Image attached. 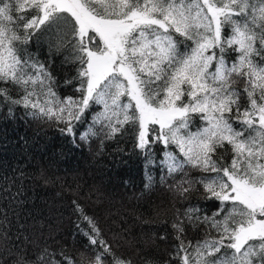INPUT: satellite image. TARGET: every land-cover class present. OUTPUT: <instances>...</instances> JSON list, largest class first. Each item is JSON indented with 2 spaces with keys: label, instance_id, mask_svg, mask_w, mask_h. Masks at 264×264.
Segmentation results:
<instances>
[{
  "label": "snow or ice",
  "instance_id": "1",
  "mask_svg": "<svg viewBox=\"0 0 264 264\" xmlns=\"http://www.w3.org/2000/svg\"><path fill=\"white\" fill-rule=\"evenodd\" d=\"M18 111L97 155L132 139L173 201L141 264H264V0H0V120ZM23 179L0 186V264H135L77 199L82 248L30 233Z\"/></svg>",
  "mask_w": 264,
  "mask_h": 264
},
{
  "label": "trees",
  "instance_id": "2",
  "mask_svg": "<svg viewBox=\"0 0 264 264\" xmlns=\"http://www.w3.org/2000/svg\"><path fill=\"white\" fill-rule=\"evenodd\" d=\"M59 65L57 60L55 71L63 78L65 69ZM118 147L124 152L117 153ZM97 151V144L72 147L55 127L30 117L24 119L18 111L15 119L0 120V186L16 192V187L4 180L24 173L21 223L26 222L28 231L36 236L51 233L69 248H82L84 241L73 235L71 202L77 199L90 215L100 218L106 235H112L109 228L129 231L128 239L137 246L125 243L121 251L135 264H141L144 255L163 258L172 243L171 212L165 215L173 203L170 194L159 183L151 191L143 190L144 161L134 154L131 138L121 140L119 145L109 143L100 155ZM153 175L159 181L158 172ZM157 210L159 217L155 215ZM137 216L165 223L142 224ZM165 233L169 239L159 240ZM188 235L189 239L199 238L192 231ZM150 237L155 243L148 247L152 244Z\"/></svg>",
  "mask_w": 264,
  "mask_h": 264
}]
</instances>
